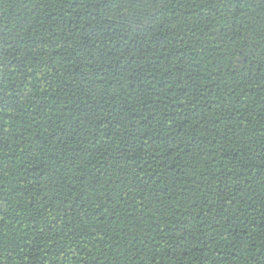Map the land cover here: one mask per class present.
Masks as SVG:
<instances>
[{"label": "trees", "instance_id": "16d2710c", "mask_svg": "<svg viewBox=\"0 0 264 264\" xmlns=\"http://www.w3.org/2000/svg\"><path fill=\"white\" fill-rule=\"evenodd\" d=\"M0 264H264V0H0Z\"/></svg>", "mask_w": 264, "mask_h": 264}]
</instances>
